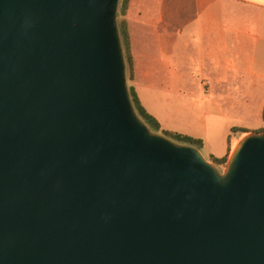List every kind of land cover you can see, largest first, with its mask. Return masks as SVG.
Instances as JSON below:
<instances>
[{"label": "water", "instance_id": "1", "mask_svg": "<svg viewBox=\"0 0 264 264\" xmlns=\"http://www.w3.org/2000/svg\"><path fill=\"white\" fill-rule=\"evenodd\" d=\"M120 0H0V264H264V132L222 172L129 92Z\"/></svg>", "mask_w": 264, "mask_h": 264}, {"label": "crops", "instance_id": "2", "mask_svg": "<svg viewBox=\"0 0 264 264\" xmlns=\"http://www.w3.org/2000/svg\"><path fill=\"white\" fill-rule=\"evenodd\" d=\"M126 18L135 68L132 85L163 130L170 131L163 119L168 112L161 102L171 100L172 107L175 103L192 113L197 100L213 103L218 90L228 86L250 89L251 94L244 95L246 103L254 115L263 118L264 0H131ZM194 87L206 89V94L201 99L183 98L185 90ZM225 95L230 101V92ZM150 101L162 119L148 107ZM202 116V132H170L201 139L203 149L211 142L212 152L217 144L221 150L227 133L220 131L219 120L227 117L211 111ZM244 131L226 139L223 155L211 157H230L251 132Z\"/></svg>", "mask_w": 264, "mask_h": 264}, {"label": "rangeland", "instance_id": "3", "mask_svg": "<svg viewBox=\"0 0 264 264\" xmlns=\"http://www.w3.org/2000/svg\"><path fill=\"white\" fill-rule=\"evenodd\" d=\"M118 13H119V9H118ZM206 91H207L206 89L198 88V87L186 89L185 92L183 93V96H184L183 98H185V99H190V98L191 99H194V98L201 99L203 94H206ZM239 91H241L243 96H241L239 94ZM250 91L251 90L248 89L246 86H243L242 89H238L237 87H233V86H228L226 89H220L216 93L215 102L211 103L210 101L202 100L203 102L201 103L200 102L201 100H197L199 103L192 106L193 110H194V108L196 109L192 113L190 112V110L184 111V110L180 109V107L178 105H176L175 103H173L175 105V107H172L171 100L161 102V104L164 103V110L167 111L168 114H171L169 116L168 114H166L163 111L167 115V118L165 116L163 118V116L161 114H159L155 111L156 108H155V105L153 104V102H151V101L149 103L147 102L148 103L147 105L161 119L162 118L164 119V121H165L164 123L168 127L166 130L182 131L179 133L202 132V122L200 120L204 119L202 116V114L204 112L211 111L217 117H219L221 115H225L227 117L226 120H219L220 121V124H219L220 131L225 130V135L227 133V136H226L225 140H223V145L221 147V150L223 149L222 152L219 149L218 144L215 146V152L214 151L212 152L211 142H208L209 144L205 149L200 150L201 153L203 154V156L209 161L211 158V154L223 155L222 153H224L225 147L227 146L226 139H228L229 136L238 135V134H240L241 130H247L248 129L251 132H259L262 129H264V120H263L262 116L260 114L254 115V113L250 111V107H249L250 105L248 103H246L247 99H246V97H244V95H250L251 94ZM223 92H225V93H223ZM227 92H230L232 101L231 100L227 101V98L225 95ZM252 102H253V100H252ZM257 105L259 106L260 102L257 103ZM174 111H176V112L174 113ZM249 113H251V114H249ZM172 115H173V118H171ZM225 123H227V128L226 127L224 128ZM233 128H236L239 131L233 132L232 131ZM168 139H170V138H168ZM170 140H172V139H170ZM173 142H175V141H173ZM175 143L183 145L179 142H175ZM225 168H226V166L225 167H219V169L222 172L225 170Z\"/></svg>", "mask_w": 264, "mask_h": 264}, {"label": "trees", "instance_id": "4", "mask_svg": "<svg viewBox=\"0 0 264 264\" xmlns=\"http://www.w3.org/2000/svg\"><path fill=\"white\" fill-rule=\"evenodd\" d=\"M130 1L131 0H120L119 13H118V28L120 32L121 42H122L123 51H124V58H125V63L127 67V80H128L129 92H130V96H131L134 108L136 110V113L138 114L140 119L154 133L161 134L183 145L191 146L198 150H202L203 141L201 139H196V138H193L187 135L163 130L159 121L153 115H151L146 110V108L143 106L134 86L132 85V82L134 81V78H135V68H134V57L132 53L130 30H129L128 21L126 18L129 5H130ZM263 120H264V113H263ZM232 131L237 132L239 130L234 128L232 129ZM241 131L242 133H247L244 130H241ZM259 132H264V129H262ZM228 159H229V156H226L223 158L211 157L209 161L215 164L219 168V167H225L227 165Z\"/></svg>", "mask_w": 264, "mask_h": 264}, {"label": "bare ground", "instance_id": "5", "mask_svg": "<svg viewBox=\"0 0 264 264\" xmlns=\"http://www.w3.org/2000/svg\"><path fill=\"white\" fill-rule=\"evenodd\" d=\"M236 147H237V145H236Z\"/></svg>", "mask_w": 264, "mask_h": 264}]
</instances>
